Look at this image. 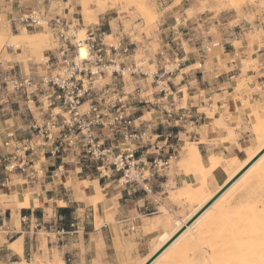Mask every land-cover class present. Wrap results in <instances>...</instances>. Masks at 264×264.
<instances>
[{"label": "snow or ice", "instance_id": "6c2138e0", "mask_svg": "<svg viewBox=\"0 0 264 264\" xmlns=\"http://www.w3.org/2000/svg\"><path fill=\"white\" fill-rule=\"evenodd\" d=\"M12 3L15 10V0ZM142 6L143 0H53L50 14L48 0H39V3L37 0H19V15L15 22L6 11L0 13V39L4 41L0 48L10 52V34L26 28L30 22L43 25L47 31L52 27L49 24L52 21L62 30L63 18L67 17L71 23L73 17L79 20L82 15L85 24L80 27L102 30L107 33L102 36L103 44L109 49L129 55L135 50L136 59L144 63L154 57L159 59L157 53L164 50L165 27L171 42L172 35H178L180 26L184 25L183 31H187L188 36L180 55H184L189 63L195 58L198 62L194 67L197 69H205V61L208 62L205 78L206 81L211 80L212 90L202 95L212 96L214 93L217 106L214 107L207 100L203 102L209 114L217 112L221 116L208 130L210 135L217 137L214 143L210 142L212 146L218 145L221 151H226L229 146L236 149L246 145L250 137L258 138L264 144V0H154V7L147 14L140 10ZM41 9L42 14L37 15ZM69 35H78L81 40L96 38L91 31L86 37L79 27ZM233 42L236 48L234 58L225 60L224 54L218 58L211 55L215 47L232 45ZM73 43L78 41L73 40ZM14 46L20 47L19 44ZM87 55L86 49L80 47L78 60ZM217 59L220 60L219 67ZM7 61L8 57L5 56L4 63ZM236 72L240 73L239 77H236ZM215 77L226 81L222 89L216 87L219 80ZM203 86L207 87V83ZM186 98L191 99L190 95ZM197 103H200L199 98ZM188 106L180 105L184 108ZM200 112L203 114L205 108L201 107ZM172 168L174 175V162ZM76 171L79 172V168ZM131 175L133 179L142 178L135 173ZM143 176H149V173L144 172ZM247 194L250 199L258 198L259 203L264 205V173L260 187L252 185ZM129 220L134 222L135 215L130 216ZM6 235L8 239H0V264H29L26 244L24 247L18 243L11 244V233ZM206 249L207 246H202L199 239L193 238L183 249L180 264H207L201 258L202 254L207 255ZM31 264H43V260L37 255L31 259ZM97 264L105 262L100 259ZM242 264H264V245L261 246L258 260H248Z\"/></svg>", "mask_w": 264, "mask_h": 264}, {"label": "rangeland", "instance_id": "374dc122", "mask_svg": "<svg viewBox=\"0 0 264 264\" xmlns=\"http://www.w3.org/2000/svg\"><path fill=\"white\" fill-rule=\"evenodd\" d=\"M4 2H8L7 0H0V7L4 8ZM37 3H39V0H37ZM49 3V9H50V14H51V5L53 3L52 0H48ZM154 7V0H144L143 1V6L140 9L143 13H150L152 11ZM145 8V9H144ZM34 10V9H33ZM4 12V11H3ZM0 12V13H3ZM41 12H43V9H41ZM15 14V15H14ZM19 15V11H16L14 13H8V16L13 20L15 17H17ZM65 19H68L67 17H65ZM72 21L74 22V24H77V21L79 22V27L81 25H84L85 22L83 20V16H80V19L77 20L75 17L72 18ZM83 28H91L90 26H85ZM167 27H165L166 29ZM181 29V28H180ZM85 30V29H83ZM192 29H189V31H191ZM234 31H238V30H234ZM24 33H29L30 35H33L35 37H42V39L45 40V42L43 43V45H40L39 48L36 47L34 48L33 46H28L26 43L19 41V42H15L12 44L10 43V39H9V47L11 48V53H14V57H8V65H10L12 62H16L20 65H23L24 71H25V76H36L37 73L33 74L29 67L33 66L36 68V65L40 62V60L42 59L43 55L47 53V51H53L55 50L56 46L55 43L52 39V36L49 32V30H45V29H39V30H35V31H23V29H20L16 32H13L11 34L13 35H18L21 39V37L23 36ZM10 34V35H11ZM187 34V35H186ZM166 35V34H164ZM179 36V39H178ZM188 36V32L187 31H179L178 35L177 34H173L171 37V42H168L167 46H164V50L160 53H162V56H160V53H157V56L159 57V59L157 58H153L150 61H146L144 63L139 62L136 57H137V53L135 52V55L133 56V58L131 59V63H135L136 66H139L142 68L143 72H145V76H141L140 78H130L129 76H125V81L127 83L126 88H125V92L126 94H128V104L131 107V110L133 112H135V116H143L142 117V125H141V132L140 133H145V136L140 139L137 143H135L136 146H141V149L138 150L137 152V157L143 159H146L148 161H151L153 159H165V160H169V158H171V160L169 161V164L167 167L165 168H161L158 171V174L155 175V178H157V176H164V178L168 179L170 182L167 183V195H168V201L167 204L169 203V207L166 208H159L158 210L160 211V215L159 217L154 218L153 220L149 221L147 226L145 227L144 231L148 232V233H152L151 231V226L155 225L157 220H161L160 218L163 219L164 216V210L167 213H171L173 214L172 219L174 220H182L184 219L186 216H189L193 210L195 205L190 204V205H186V204H182L181 200L178 199L174 194L176 193V187L180 186V184H176L173 182V168H172V164L173 162L176 164V168H175V174H181L182 176H185L184 171L178 166V161H180L182 158L187 157V156H192L193 152L197 153L200 155V153L197 150V141H195L193 139V136L195 135L194 132V127H197L200 124V103H197V98L200 97L202 98V94L204 92H202L203 90H206L207 88H212V83L211 80H207L205 78V70L207 69L208 66V62L205 61V69H197L194 66L185 69L184 65H182L183 61H181V57H183L184 55H180L181 52H183V49L180 48V45L177 46L176 44H182L183 48H184V41ZM165 39V38H164ZM227 39V38H225ZM3 39H0V45L3 44L4 41H2ZM169 41L168 38H166L164 40V42ZM20 45L19 48L15 47V44ZM173 45V46H172ZM227 45V44H225ZM234 45V43H233ZM216 48V47H215ZM171 55V57L169 56ZM206 55H209L208 53ZM212 55V53H211ZM6 56V49L4 48H0V59ZM178 60V61H176ZM219 60V59H218ZM3 61H0V63ZM195 61L193 60L191 63H194ZM186 63V62H185ZM179 64V65H178ZM187 64V63H186ZM219 64H217V67H219ZM173 65H176V67H173ZM167 70V72H169L167 75L164 76L163 79H161L160 81H166L167 86L169 87V94L166 100H162L163 98V94L159 93V88H156V82L158 81L157 78H155L154 80L152 78H150L149 74H157V77L163 75L164 70ZM184 69V70H183ZM7 69L4 70V72L0 73V81H1V85H0V92H5L7 94V91L5 89V84L3 83V76L8 73V71H6ZM9 70V69H8ZM44 69H39V75L42 74ZM196 70H200V76H198L196 73L194 74L195 76H191L192 78H190L189 74L191 72H196ZM35 71V70H33ZM15 73H18V70L15 71ZM200 77V83L197 85L196 84V78L198 79ZM147 78V79H146ZM205 83H207V87H204L203 85H205ZM190 95L191 99H187L186 96ZM183 104H188L189 106L187 108L184 107H180V105ZM164 108H166L167 110L171 111L172 117L171 120H169V125L163 121L166 120V118L163 116V110ZM25 110V109H23ZM33 114L35 118H38L40 115L38 114L39 109L33 110ZM191 113V115H190ZM205 113L211 117L212 114H209L208 109L205 110ZM160 122H163V125H159ZM143 126V127H142ZM172 129H176V132L174 134H176L178 137L174 138V134L173 132H171ZM106 136H101L99 133L96 134V141H98L100 144H102V149H106L109 150L111 154L116 155V152H118V149L123 148L122 144L123 143H128L127 141L124 140V136L121 133H111L108 132L105 134ZM34 137L35 138V133L33 131H30L29 134H26V136L24 137L25 139H29ZM167 138L168 142H177L179 141V147H177L176 149H166V144L163 145L161 144L162 142H164ZM20 139V138H19ZM22 139V138H21ZM249 144L250 147H255L257 145H260L261 142L258 138L250 139V142H247ZM153 146H155V151H153ZM179 148V149H178ZM181 148V149H180ZM47 150L43 149V155L48 156L47 155ZM40 151V150H39ZM238 151L240 152L239 148ZM83 153L81 151H77V150H72L67 148V150H65L62 153V159H66L67 157H69V159H66L65 162H69V160L72 159L73 157V161L74 162H78L76 164L77 168H81L84 171L83 175H89L91 177H98V179H100L103 185L108 184L109 187H107V190H115L116 192V188H117V180L120 176L119 173H116L114 170L113 165L106 160H101L102 157H99L96 161H89L87 159H85L82 155ZM242 155V154H241ZM243 155H246L245 153ZM71 157V158H70ZM105 159V157H103ZM231 159H224L225 161H229ZM203 161V160H202ZM8 163V162H7ZM74 164V163H73ZM73 164H65L63 165L61 171H71L75 168V166ZM203 165L205 167V172H206V177H211L214 175L216 177H220L224 174L225 168L224 166L219 164V157H215V156H210L207 159V166L204 164ZM229 171H233L234 170V166H230ZM264 173V171H263ZM261 174V172H260ZM258 173L257 176H247L244 180L247 181V186L246 184L241 187H235L234 190L235 192L232 193V195L230 196V220H226L225 222H223L222 224H216L214 223L212 226H208L206 227V225L204 223H200V232L199 233H195L194 235H192L191 237H189L191 240H193V238L199 239L201 241L202 246L206 245L207 246V255H202L201 258L203 260H205L207 262V264H210L212 262V264H225L224 262L227 260V262L229 264H242V262H246L247 260H258L259 259V243L258 245H255V243L251 246V244H240V238L244 237V236H240L238 231L241 232H247L244 229L237 227L236 228V232H237V243L236 244H225L226 238H225V233L227 231L231 232L229 229H223L222 226H224L225 223H229L230 226H235L234 223H236V226L239 225L240 223L245 222V224H249L246 220L247 217H243L242 221L240 219H233L236 214H240L243 215L245 214V212H247L248 214L250 213V209L252 208H256V205L254 203V199H250L248 197V190L249 188L253 185V183L256 186H260L261 183V179L260 175ZM71 175V173H70ZM66 176H69V174H66ZM259 177V178H258ZM262 177V176H261ZM154 178V179H155ZM247 178H249L251 185L249 184V181L246 180ZM258 179V180H257ZM116 180V181H114ZM260 180V181H259ZM107 181V182H105ZM110 181H114V182H110ZM257 182V183H256ZM21 183V182H20ZM192 185V184H191ZM254 185V186H255ZM68 190L67 191V195H69L68 198H66L63 195L62 192V198L63 200H69V203H67V208L70 210V217H71V221L73 223H79L80 226L79 229V234H66L64 232H62L61 229H56L54 225L51 223H46V224H41V226L36 227L34 226L35 224L32 225V228H28L29 227V222H27L26 220L22 222V224L24 225V227L26 226V230H21L19 229V222H20V218L17 216H12L11 218V225L14 226V230L19 229V231H23L26 232L28 231V234L26 235V242L28 243V245L30 244L32 246V251H31V256H28V260H29V264H31V259L34 257L32 256V254L35 252V244L40 245L39 247L42 248L38 254H36L35 256H39V258H41L43 260V264H59L60 261V254H65V255H69L70 252L74 253V252H82V254H84L86 252V249L88 250V247L83 248L80 247L76 250L73 249V251H68V244H69V237L74 238L75 236H79V241L83 242L84 241V232L86 231H90L92 228L95 229H100V227L103 225V221L106 220L110 223H113V220L115 222L119 221L116 219L117 217V213L114 212L113 210H115V208L117 207V198L114 197H110L109 201H107V197H104L100 194H102V192L98 189L96 190V192H90L89 193H85L84 191L81 190L78 191L70 196L71 193H74L73 191H71L72 185L70 182H68ZM86 187L90 186L88 184H85ZM183 186V184H182ZM249 186V187H248ZM245 187V188H244ZM90 188V187H89ZM119 188V187H118ZM183 187L179 188V190H181ZM171 191V192H169ZM172 191H174L172 193ZM242 192H246L245 198L244 200L238 201L236 204H233V202L235 201L236 197L238 194L242 193ZM1 200L5 201V200H15L14 198H2ZM253 201V204L251 203ZM166 202V201H165ZM107 203L109 204L108 207H112L114 206L113 209H111L110 211H105L107 209ZM248 204V205H247ZM250 204V206H249ZM185 205V206H184ZM247 205V207H246ZM65 206V205H64ZM187 206V207H186ZM190 206V208H189ZM249 206V207H248ZM175 208V209H174ZM187 208V209H186ZM250 208V209H247ZM180 209V210H179ZM189 212L187 215L184 216V212ZM192 211V212H190ZM253 212H255V210H252ZM155 210L153 209H148V210H143L141 213V216H143L144 218H148V217H152L154 215ZM261 214V216L264 217V212L262 213L261 211L256 212ZM45 218H52V213H50L49 211H45ZM255 214V213H254ZM175 215V216H174ZM256 216V215H254ZM38 217V216H37ZM140 218V216H139ZM158 218V219H157ZM181 218V219H180ZM258 219V218H257ZM19 220V221H18ZM63 220V218H62ZM244 220V222H243ZM246 220V221H245ZM253 220V218H251V221ZM259 221L255 219L253 220V222H261L262 224H264V220L258 219ZM17 223H16V222ZM122 221V220H121ZM15 222V223H14ZM174 222L172 223L171 226H168L167 228H160L158 230V235L163 233V232H167L168 234L171 233L173 227H174ZM244 224V225H245ZM205 225V226H204ZM228 225V224H227ZM47 226V227H46ZM57 226V224H56ZM204 226V227H203ZM220 226V227H219ZM211 227V228H209ZM245 227V226H244ZM264 227V225H263ZM128 230V234H126L124 232V230L126 229ZM131 228L134 229V226H126L125 228L121 229L120 231H122V235L123 237L126 238V236L131 235V233H134L135 230L131 231ZM208 228V229H207ZM233 228V227H232ZM74 229L76 230V228L74 227ZM167 229V230H165ZM170 229V230H169ZM262 229V228H261ZM7 230L6 225H3L2 227V223H0V238L5 236V231ZM260 231V229H257ZM255 230V231H257ZM210 231V232H209ZM264 230H261L262 233H259L258 236H262ZM253 233V231H252ZM257 234V232H255ZM229 234V233H228ZM227 234V235H228ZM256 234H251L252 236L254 235V238L258 236ZM116 235V237H115ZM11 236L15 237V235L11 234ZM264 236V235H263ZM115 237V242L116 243H123L124 242V238L122 236H120L121 238L118 240V234L115 231L114 234ZM3 238H7L3 237ZM260 239V238H258ZM264 239V238H263ZM190 240V241H191ZM129 241V240H128ZM256 241V240H255ZM94 242V240H93ZM257 243V242H256ZM149 246V250L150 253L144 257L142 260L140 259H136L138 256V251H137V247L134 246H129L128 248H126L125 250V255L123 256H119L118 259V263L117 264H142L146 258H148L149 255L152 254L153 250H155V247L153 246H157L156 242H152V240L149 242L148 244ZM255 246H259V247H255ZM58 247H62V248H58ZM116 247V246H115ZM255 250H253V249ZM256 248H257V253H256ZM97 249V247H96ZM95 249V253L98 252ZM94 250V249H92ZM152 250V251H151ZM255 251V252H250V251ZM89 254H93L92 251H87ZM209 253V254H208ZM251 253V256H250ZM142 254V252L140 253ZM182 255V253H180ZM233 256H232V255ZM236 254V255H235ZM238 254V255H237ZM247 254V255H245ZM254 254V255H253ZM256 254H258L257 256H255ZM230 255V257H228ZM249 255V256H248ZM215 257L212 258V257ZM237 256V257H236ZM240 256H245L242 259L240 258ZM211 257V258H210ZM218 257V258H217ZM238 257L240 259H238ZM165 258L169 259V262H171V260L174 261V259L166 256ZM227 258V259H225ZM249 258V259H248ZM253 258V259H252ZM229 259V260H228ZM224 260V261H223ZM179 261V260H178ZM180 263V261H179ZM176 262L170 263V264H179ZM94 264V263H93ZM151 264H169L168 262H160V263H155V261H153Z\"/></svg>", "mask_w": 264, "mask_h": 264}, {"label": "crops", "instance_id": "0c3cea01", "mask_svg": "<svg viewBox=\"0 0 264 264\" xmlns=\"http://www.w3.org/2000/svg\"><path fill=\"white\" fill-rule=\"evenodd\" d=\"M8 2H4L5 7H0V12H7V13H14L16 11H19V0H15L16 2V9H13V3L12 0H7ZM53 1V0H52ZM15 15V14H14ZM182 32L184 29V25L180 26ZM166 34V35H164ZM187 35V34H186ZM168 38L167 28L165 29L163 33V45L167 46L168 42H164V40ZM234 43V42H233ZM177 46L180 45L181 49H184L182 44H176ZM173 46V45H172ZM226 49L228 51L226 52ZM207 53H205L206 55ZM224 54L225 60H229L235 57L236 55V48L232 45H221L219 47L214 48V51L212 53L213 56H216L217 58ZM6 56L7 57H14V53L9 52L6 49ZM171 57V55H169ZM182 56V55H181ZM207 56V55H206ZM4 57L3 56L0 61H3L0 63V73L4 72L5 69L8 71V73L16 74L20 77L25 76V71L23 68V65H20L16 62H12L10 65H8V62L4 63ZM195 61L194 63H189L185 56L181 57V61H183L182 65H184L185 69L190 68L194 66L198 61L193 58ZM178 61V60H176ZM187 64H186V63ZM216 63H220V60L217 59ZM179 65V64H178ZM243 64H241V67ZM231 67V65H229ZM30 71L35 74L38 73L36 71H39V69H42L41 66L38 64L36 65V68L33 66L29 67ZM9 69V70H8ZM18 70V73H15V71ZM35 70V71H33ZM184 70V69H183ZM233 71H235L233 69ZM197 74L200 76V70H196V72H191L189 75L195 76L194 74ZM240 73L236 72V77H239ZM217 80H219V83L216 85L217 88H223V85L226 83L224 79H221L220 77H215ZM235 79V78H233ZM196 84L198 85L200 83V77L196 78ZM1 85V81H0ZM212 88H207L206 90H203L202 92L208 93L211 92ZM234 90V89H233ZM204 100H207L208 103H211L216 107V101H215V94L213 93L212 96H202L200 97V108L204 107L205 110L208 109L207 105L203 102ZM234 104V101H233ZM222 107V106H221ZM25 109V110H23ZM32 115L33 111H32ZM142 117L143 116H137L135 118L138 119L137 123H141L142 125ZM221 118L220 114L217 112H213L212 116L209 117L205 112L202 114L200 112V124L197 127H194L195 135L193 136V139L197 141V150L200 153V156L202 157V160L204 164L207 166V159L210 156L219 157L222 159H228L230 157L236 156L240 163L244 162L247 159V155H243L241 152L238 151V148L233 149L232 147H227L226 151H221L219 149V146H212V143L216 141L215 135H210L208 133V130L212 128L214 125L215 120H219ZM31 122V114L26 110L25 102L22 100H18L16 97L11 96L9 93L0 92V182L3 183V187H0V223L3 225H6L7 230L4 232L6 237V233L14 234L15 237L12 236V239L9 240V243L11 244H19L21 247H24L26 244L28 256H31L32 246L26 242V235L28 234V231H16L14 230V226L11 225V218L12 216H18L20 218L19 222V229L26 230V226L22 224L23 221L29 222V227L32 228V225L39 227L41 224H53L56 229H61L62 232L66 234H79V223H73L71 221V217L67 223L68 228L63 229V220L62 217L58 214L59 209L67 208V203H69V200H63V195L68 198L69 195H67L68 190V182L71 183L72 188L71 191L74 193H71L70 196L74 195L77 190L81 192L84 191L86 194L91 192H96V190H100L102 192V196L107 197V201H109L110 197L117 198V207L115 210H113V213L116 212L117 217L116 219L119 220L117 222L110 223L106 220L103 221V225L100 227V229L92 228L90 231L84 232V241H79V236H75L74 238L69 237V244H68V251H73L83 247L87 248L86 252L82 254V252H74L69 255L60 254V263L59 264H97L98 260L103 259L105 264H117L119 256L125 255V250L129 246L137 247L138 256L136 259L142 260L144 257H146L149 253V242L156 236L154 233H148L145 232L144 229L147 226L148 222L153 220L156 217L161 216L159 208H168L169 203L168 201V195H167V183L170 182L168 179L164 178V176H157L153 181L149 182L148 184H145L143 188H132L128 186H121L120 184L117 185V190L111 189L107 190L109 187L108 184L103 185L100 179L98 177H91L89 175H83L84 171L79 168V172L76 171L77 167L76 164L78 162L73 161V157L69 162H65L66 159H69L67 157L66 159H54L49 156L43 155L42 148H38L33 142L30 144V147L32 150L27 151L26 153H23L21 151V147L25 144V136L26 134L30 133L29 130V124ZM165 122V121H163ZM163 122H160L159 125H163ZM167 123V122H165ZM169 125V123H167ZM143 127V126H142ZM171 132L173 134L176 132V129H172ZM108 133L107 131H101L99 134L103 137L106 136L105 134ZM10 137V138H9ZM178 136L174 134V138H177ZM20 138V139H19ZM22 138V139H21ZM249 138L248 142H250ZM212 142V143H210ZM5 143H8L7 146H5ZM161 144H166V149H176L179 147V141L177 142H168L167 138L164 142ZM16 147L20 148L19 151H16ZM179 149V148H178ZM181 149V148H180ZM40 150V151H39ZM16 154L18 157L16 160L18 161H25V163L29 166L31 170H34L35 173V179L29 180L26 176H24L23 173L20 171H12L7 172L3 170V166L7 164V162L13 161L11 157L8 155ZM242 154V155H241ZM63 158V157H62ZM71 158V157H70ZM73 164L75 168L71 171H61L63 168L62 166L65 164ZM76 163V164H75ZM71 173V175H70ZM66 174H69V176H66ZM13 180L16 182L13 183ZM226 177L218 178L216 176L208 177L206 179V185L207 190L209 193H214L218 189H220L226 182ZM116 181V180H114ZM110 181V182H114ZM21 182V183H20ZM107 182V181H105ZM173 182L176 184H180V186L176 187L175 190L192 183L193 180L189 176H182L181 174H174L173 176ZM118 183V182H117ZM85 184H88L90 186L86 187ZM183 184V186H182ZM222 185V186H221ZM221 186V187H220ZM90 187V188H89ZM119 187V188H118ZM220 187V188H219ZM256 188H259L260 186H256ZM220 191V190H219ZM218 191V192H219ZM171 192V191H169ZM174 191H172L173 193ZM217 192V193H218ZM216 193V192H215ZM216 193V194H217ZM246 192H242L237 195L235 201L233 204H236L238 201L244 200ZM14 198L15 200H1L2 198ZM166 201V202H165ZM253 204V201L251 202ZM254 203L256 205V212L261 211L264 212V205H261L258 201V198L254 199ZM132 205L131 208L128 207V205ZM65 205V206H64ZM107 203V209L105 211H110L114 208L108 207ZM153 209L155 210L154 215L152 217L144 218L141 216V213L143 210ZM175 209V208H174ZM45 211H49L52 213V218H45ZM189 212H184V215H187ZM135 215L136 220L130 221L129 217ZM38 216V217H37ZM140 216V218H139ZM122 220V221H121ZM258 223V222H255ZM57 224V226H56ZM228 224V225H227ZM235 226H230L229 223H225L222 227L223 229H231V232L226 231L225 238L227 241H225V244H236L237 243V232L236 228L240 227L244 229L247 227V225L243 228V223H240L236 226V223H234ZM251 226L253 227V223L250 222ZM134 226V229L131 228V231L135 230L134 233H131V235H128L123 237L121 229L125 228L126 226ZM259 225V224H258ZM256 224V226H258ZM262 225V224H261ZM260 225V226H261ZM263 226V225H262ZM47 227V226H46ZM76 228V230L74 229ZM233 227V228H232ZM247 228H251L250 225H248ZM79 229V230H77ZM246 229V228H245ZM128 228L124 230L126 234H128ZM118 234V240L122 236L124 238L123 243H116L114 234ZM228 234V235H227ZM247 236V237H246ZM249 235H245L244 237L240 238V244H247L252 242V238L249 237ZM251 236V234H250ZM1 237L0 239H7ZM9 238V237H8ZM248 239V240H247ZM94 240V242H93ZM129 240V241H128ZM251 240V242H250ZM258 243H261L262 240H259L257 238ZM257 242V241H256ZM40 245L35 244V252L32 254V256H35L38 254V252L42 249L39 247ZM116 246V247H115ZM97 247V249H96ZM62 248V247H58ZM94 249V250H92ZM95 249L98 251L95 253ZM92 251L93 254H89L87 251ZM8 251V250H6ZM142 252V254H140ZM7 258V256L5 257Z\"/></svg>", "mask_w": 264, "mask_h": 264}, {"label": "built area", "instance_id": "2783aa9c", "mask_svg": "<svg viewBox=\"0 0 264 264\" xmlns=\"http://www.w3.org/2000/svg\"><path fill=\"white\" fill-rule=\"evenodd\" d=\"M41 14L42 12L37 13ZM57 19L60 18L57 16ZM49 24L52 25L49 32L56 48L47 51L38 63L44 69L42 74L39 75L38 72L34 77H20L14 73H6L3 76L7 93L25 102L26 110L31 114L29 130L35 133V138L31 136L25 139L21 151L26 153L32 150L30 144L33 142L38 148H48L47 155L54 159L61 160L62 153L67 148L81 151L89 161L102 157L101 160L109 161L115 172L120 174L118 184L134 189L143 188L154 180L159 169L168 166L171 158L148 161L137 157L141 146H136L135 143L145 133H140L141 123H137L138 119L134 117L135 112L131 110L127 102L128 94L125 92V76L140 78L147 75L141 67L130 62L136 51L133 50L129 55L109 49L102 40V36L107 33L91 28L86 30L79 27L78 21L74 24L63 18L62 30L52 21ZM77 27L84 31L86 37L91 31L96 38L81 40L78 35H69ZM39 29L45 28L34 22L23 28L25 31ZM65 36L68 38L65 39ZM73 40L78 43H73ZM80 47H84L88 55L78 60ZM168 73L165 69L159 77L156 73L149 74L153 80L158 79L156 88L163 94L162 100H166L171 94L166 81H160ZM32 108L39 109L38 118L32 115ZM56 109L60 111L57 112ZM163 116L168 123L172 117L171 111L164 108ZM101 131L121 133L128 143H123V148L118 149L116 155H109L111 152L102 149V144L96 141V134ZM15 149L20 150L18 147ZM8 156L13 161L3 166L4 171H20L29 180L35 179L34 174L37 172L31 170L24 160H16L18 156L14 153ZM144 172H148L149 176H143ZM132 173L142 178L133 179ZM0 187H3L1 182Z\"/></svg>", "mask_w": 264, "mask_h": 264}, {"label": "bare ground", "instance_id": "6f19581e", "mask_svg": "<svg viewBox=\"0 0 264 264\" xmlns=\"http://www.w3.org/2000/svg\"><path fill=\"white\" fill-rule=\"evenodd\" d=\"M144 1V0H143ZM145 9V8H144ZM25 31V30H23ZM20 37L18 35H13L11 34L9 36L10 39V43H17L19 41H22L24 43H26L28 46H33L34 48L38 47L40 45L44 46V42L45 40L42 39V37H35L33 35H30L29 33H24L23 36L21 37V39H19ZM3 41V40H2ZM4 43V42H3ZM19 44V43H18ZM10 45V44H9ZM264 149V144H260L257 145L255 147H250L249 144L247 143L246 145L242 146L239 148L240 152L242 154H246L247 155V159L240 163L238 158L236 156L231 157V159L229 161H225L222 158H219V164L224 166L225 171L224 174L218 178L221 177H226L225 180V184L218 189L217 191H215L216 193L219 190H222L229 182H231L244 168L245 166H247V164L249 162H251L256 156H258V154L260 152H262V150ZM178 166L184 171L186 176H189L193 182L189 183L185 186H183V188L181 190L177 189L176 193L174 194L178 199L181 200L182 204H186V205H190L193 204L195 205L194 210L189 216H186L184 219L182 220H173L172 216L173 214L171 213H167L164 210V216L163 219L160 218L161 220H157L155 225L151 226V231L152 233L156 234V236L152 239V242H156L157 246H153L155 247V250H153L152 254L148 256V258H146V260L142 263L145 264L148 260H150V258H152L167 242H169V240H171V238L173 236H175L182 228L185 227V225L198 213L200 212L208 202H210V200H212V198H214V196L216 195V193H209V191L207 190V185H206V172H205V167L203 165V161H202V157L197 154L196 152H193L192 156H187L182 158L180 161H178ZM230 166H234V170L233 171H229V167ZM264 171V154L261 155V157H259V159H257V161H255L246 171L245 173H243L209 208H207L190 226L186 227L185 230L178 236L177 239H175L170 245L169 247L164 250L154 261L155 263H160V262H168L173 263L176 262L179 263V261H181L183 259L182 255L180 253H182L183 249L186 247V245L188 244V242L191 240L189 237H191L192 235H194L195 233H199L200 232V223H204L206 225V227L208 226H212L214 223H218V224H222L223 222H225L226 220H230V196L232 195L233 192H235L234 188L235 187H241L246 184L247 186V181H245L244 179L247 176H257L258 173L261 174ZM260 174V175H261ZM262 176V175H261ZM261 176L259 179H261ZM246 180L249 181V178H247ZM258 180V179H257ZM260 181V180H259ZM247 182V183H246ZM253 182V179H252ZM251 182V183H252ZM250 181L249 184L251 185ZM257 183V182H256ZM192 184V185H191ZM261 184V183H260ZM253 185H255L253 183ZM249 187V186H248ZM245 188V187H244ZM101 195V194H100ZM248 205V204H247ZM246 205V207H247ZM185 206V205H184ZM250 206V204H249ZM248 206V207H249ZM187 207V206H186ZM190 208V206H189ZM187 209V208H186ZM250 209V208H247ZM255 210V208L250 209V213L248 214L247 212H245V214L240 215V214H236V216L233 219H237L240 221H242L243 217H247L246 220H248L247 222L249 224H245L244 220V226L250 225L251 228H247L245 227L247 232H241L238 231L240 236H244V235H249V237L252 238V242L250 240L251 243H247V244H251L252 243L255 245H258V241L257 237L254 238V235L250 236V234H256L255 232H257V236L259 233H262L261 230H264V227L262 225L261 222L255 223V221L253 222V220L256 217V220L259 221L258 219L264 220V217L261 216V214L253 212L252 210ZM180 210V209H179ZM255 213V214H254ZM256 215V216H254ZM175 216V215H174ZM185 216V215H184ZM251 218H253V220L251 221ZM258 218V219H257ZM158 219V218H157ZM181 219V218H180ZM245 220V221H246ZM19 221V220H18ZM16 222V221H15ZM14 222V223H15ZM174 222V227L171 231V233H161L158 235V230L160 228H167L168 226H171L172 223ZM250 222L253 223V227L251 226ZM17 223V222H16ZM256 224L258 226H256ZM262 224V225H261ZM204 225V226H205ZM261 225V226H260ZM203 226V227H204ZM19 227V226H18ZM220 227V226H219ZM223 227V226H222ZM211 228V227H209ZM262 228V229H261ZM208 229V228H207ZM257 229H260L257 230ZM167 230V229H165ZM170 230V229H169ZM257 230V231H255ZM168 231V230H167ZM253 231V233H252ZM210 232V231H209ZM259 232V233H258ZM201 233V232H200ZM264 233V231H263ZM264 234H262V236H258V238H260L259 240H262L261 243H259V246L261 244L264 245ZM247 237V236H246ZM247 239V240H248ZM257 243H256V241ZM204 246V245H203ZM259 246H255V247H259ZM261 246L259 247L258 252L261 250ZM254 247V246H253ZM253 249V248H252ZM255 250V249H253ZM152 251V250H151ZM250 252H255V251H250ZM256 253H257V248H256ZM209 254V253H208ZM203 255V254H202ZM232 255V254H231ZM236 255V254H235ZM238 255V254H237ZM247 255V254H245ZM254 255V254H253ZM258 254H256L255 256H257ZM166 256L174 259L171 260V262H169V259L165 258ZM233 256V255H232ZM249 256V255H248ZM251 256V253H250ZM230 257V255L228 256ZM237 257V256H236ZM245 257V256H243ZM242 256H240V258H243ZM211 258V257H210ZM212 258L215 259V257L213 256ZM218 258V257H217ZM238 257V259H240ZM227 259V258H225ZM249 259V258H248ZM253 259V258H252ZM179 260V261H178ZM229 260V259H228ZM250 260V259H249ZM224 261V260H223ZM248 261V260H247ZM44 263V262H43ZM225 264H229L227 262V260L224 262ZM47 264V263H46ZM180 264V263H179ZM212 264V262L210 263ZM219 264V263H218Z\"/></svg>", "mask_w": 264, "mask_h": 264}, {"label": "water", "instance_id": "95a60500", "mask_svg": "<svg viewBox=\"0 0 264 264\" xmlns=\"http://www.w3.org/2000/svg\"><path fill=\"white\" fill-rule=\"evenodd\" d=\"M264 154V149L262 150V152H260L258 154V156H256L251 162H249L247 164V166H245V168L231 181L229 182L222 190H220L215 196L214 198H212V200H210V202H208L206 204V206L200 211L198 212L186 225L184 228H182L175 236H173L171 238V240H169V242H167L152 258H150V260H148L145 264H151L164 250H166L169 245L178 238V236L185 230L186 227L190 226L207 208H209L243 173H245V171L255 162L257 161V159H259V157H261V155Z\"/></svg>", "mask_w": 264, "mask_h": 264}, {"label": "trees", "instance_id": "16d2710c", "mask_svg": "<svg viewBox=\"0 0 264 264\" xmlns=\"http://www.w3.org/2000/svg\"><path fill=\"white\" fill-rule=\"evenodd\" d=\"M58 214L63 218V229H67V223L70 219V210L68 208L59 209Z\"/></svg>", "mask_w": 264, "mask_h": 264}]
</instances>
